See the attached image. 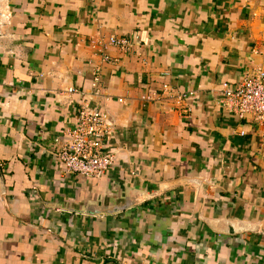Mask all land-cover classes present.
Segmentation results:
<instances>
[{
  "label": "crops",
  "instance_id": "crops-1",
  "mask_svg": "<svg viewBox=\"0 0 264 264\" xmlns=\"http://www.w3.org/2000/svg\"><path fill=\"white\" fill-rule=\"evenodd\" d=\"M110 34L134 49L100 62L90 41ZM255 51L264 0H0V264H264V130L218 105ZM83 100L111 123L98 179L53 155ZM135 192L117 213L71 210Z\"/></svg>",
  "mask_w": 264,
  "mask_h": 264
},
{
  "label": "built area",
  "instance_id": "built-area-1",
  "mask_svg": "<svg viewBox=\"0 0 264 264\" xmlns=\"http://www.w3.org/2000/svg\"><path fill=\"white\" fill-rule=\"evenodd\" d=\"M134 41L124 36L114 34L106 37L99 36L90 41V47L100 62L115 63L116 58L110 56L109 50L114 47L120 53L128 54L134 49ZM260 54L261 61L253 67L245 69L239 81L230 83L221 81L222 95L218 105L227 114L237 116L239 119L264 130V54ZM100 86L99 64L93 65L91 88L95 92ZM168 84H163L160 94L167 99H176L185 102L193 96V91L174 93ZM67 93H76L74 87H68ZM142 99L149 101V95ZM122 102V98H118ZM179 113L183 117L190 114V107L183 105ZM110 119L108 112L98 106L91 105L83 100L78 105L75 122L72 127L63 129L59 136L54 138L57 150L53 155L62 163L64 170L69 174H79L87 179L100 178L115 163V154L107 149L105 140L110 132ZM245 131L240 130L239 135Z\"/></svg>",
  "mask_w": 264,
  "mask_h": 264
},
{
  "label": "water",
  "instance_id": "water-1",
  "mask_svg": "<svg viewBox=\"0 0 264 264\" xmlns=\"http://www.w3.org/2000/svg\"><path fill=\"white\" fill-rule=\"evenodd\" d=\"M147 196L142 192H135L132 194H125L123 197L119 198L113 204L105 205V204H88L84 207H77V209H71L74 212L78 213H86L89 215L96 214H113L120 212L124 209L137 205L145 201ZM230 231H234L232 227H230ZM107 262H111L113 264H118L116 259L108 258L105 260L104 264Z\"/></svg>",
  "mask_w": 264,
  "mask_h": 264
}]
</instances>
